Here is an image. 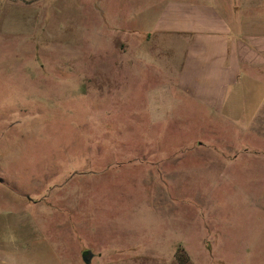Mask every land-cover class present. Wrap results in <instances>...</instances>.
<instances>
[{"label": "rangeland", "instance_id": "rangeland-1", "mask_svg": "<svg viewBox=\"0 0 264 264\" xmlns=\"http://www.w3.org/2000/svg\"><path fill=\"white\" fill-rule=\"evenodd\" d=\"M23 3L40 14L0 47V264L31 242L38 264H264V110L250 126L183 102L106 30L157 0Z\"/></svg>", "mask_w": 264, "mask_h": 264}, {"label": "crops", "instance_id": "crops-1", "mask_svg": "<svg viewBox=\"0 0 264 264\" xmlns=\"http://www.w3.org/2000/svg\"><path fill=\"white\" fill-rule=\"evenodd\" d=\"M157 2L149 19L139 18L137 25L131 26L106 20V30L126 35L125 49L137 53L135 61L152 63L170 78L164 92L180 95L183 102L195 107L224 112L225 118H238L237 112L244 111L251 126L264 110V0ZM22 5L23 0H0V47L10 36L27 37L36 21L34 15L40 14L37 8L29 11ZM11 59L0 55V63L15 61ZM127 60L124 54L122 62ZM5 236L10 240L14 237L12 231ZM23 236L30 243L32 234ZM31 243L20 264H38L35 259L40 248ZM12 251L14 254L15 249ZM9 253L6 262L10 263L6 264H19L13 261L12 252L6 251V257ZM125 255L122 249H106L93 254L89 264L125 262Z\"/></svg>", "mask_w": 264, "mask_h": 264}, {"label": "water", "instance_id": "water-1", "mask_svg": "<svg viewBox=\"0 0 264 264\" xmlns=\"http://www.w3.org/2000/svg\"><path fill=\"white\" fill-rule=\"evenodd\" d=\"M81 257L86 264H89L93 257V253L90 250H84Z\"/></svg>", "mask_w": 264, "mask_h": 264}]
</instances>
